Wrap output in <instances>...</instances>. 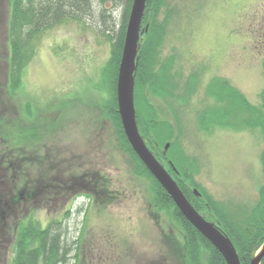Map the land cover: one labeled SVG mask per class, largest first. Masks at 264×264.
I'll use <instances>...</instances> for the list:
<instances>
[{
	"label": "rangeland",
	"instance_id": "rangeland-1",
	"mask_svg": "<svg viewBox=\"0 0 264 264\" xmlns=\"http://www.w3.org/2000/svg\"><path fill=\"white\" fill-rule=\"evenodd\" d=\"M164 3L175 17L168 23L162 57L173 54L175 68L184 76L204 67V83L214 76L224 77L242 90L252 104H260L258 95L264 88L261 72L264 0H164ZM5 4L6 0H0V128L4 129L1 124L8 120L1 118L4 114L15 118L11 110L14 105L18 121V109L27 100L32 101L33 108L37 107L36 102L40 105L37 116L50 103L40 115L43 121L28 123L29 127L38 124L32 133L37 141L34 143L25 133L29 145L18 147L25 156L23 176L37 182L44 178L45 182H51L55 192H49L48 199L41 192L32 202L23 199L25 205L39 215L38 219L60 218L69 199L81 203L85 199L81 195L93 188V182L82 178L84 174L81 173L86 169L103 173L110 182L108 193L100 197L103 207L88 202L90 209L76 216V228L68 225V241L73 251L78 228H85L79 262L69 257V264H182L181 254L180 257L175 255L172 246L163 241L166 233L173 239L174 231L162 215L151 210L146 199L148 182L130 173L127 155L116 147L112 125L105 121L96 127L93 123L98 111L93 110L96 97L90 93L99 84V69L110 54V41L105 35L117 31L122 5L115 6L110 0H88L90 12L71 11L69 4L63 11L54 8L52 19L55 20L43 19L53 24L38 37L35 54L24 70V89L11 98L5 83ZM206 92L205 86L190 106L182 108L179 141L184 152L198 163L197 172L192 174L198 186L215 199L229 203L224 204L228 208L226 212L241 218L240 214L258 202L259 187L264 189L260 162L263 151L260 141L264 134L259 128L216 127L210 133L198 129L194 118L203 108L201 101ZM8 96L11 98L9 104L5 101ZM149 98L159 118L173 123L166 103L157 97ZM50 106L52 110L48 109ZM238 113L247 119L244 110ZM31 116L29 112L25 118L31 119ZM26 126L27 122H23L21 133ZM36 144L40 151L33 161L38 165L29 172L25 162H33L31 150ZM15 146L0 134V154ZM43 147L49 151L48 158ZM58 155H61V163L55 159ZM16 168L14 165L13 170ZM181 180L188 190L197 189L184 178ZM194 194L192 192L190 198L193 196L199 201L201 196ZM25 205L24 215L28 210ZM202 210L210 217L205 219L219 225L223 231L216 216L205 208Z\"/></svg>",
	"mask_w": 264,
	"mask_h": 264
},
{
	"label": "trees",
	"instance_id": "trees-1",
	"mask_svg": "<svg viewBox=\"0 0 264 264\" xmlns=\"http://www.w3.org/2000/svg\"><path fill=\"white\" fill-rule=\"evenodd\" d=\"M110 1L115 6L120 3L123 11L117 31L112 30V35L109 33L105 35L110 41V54L106 63L103 64L104 66L99 69V84L90 93L96 97L93 110L98 111L93 123L95 122L96 127H99L100 123L101 126L105 121L112 125L116 147L120 152L127 155L130 173L138 178H144L148 182L146 199L151 210L162 215L167 223L171 225V231H174L175 239H172L170 234L166 233L163 241L165 243L167 241V245L172 246L175 255L177 254L180 257L181 254L182 264H226L219 251L185 219L170 196L138 158L124 134L117 110L116 79L126 21L132 0ZM68 4L71 11L90 12L87 10L88 0H6L5 23L7 35L4 44V63L6 64V84L9 93L13 94L21 88L23 73L35 53L36 42L40 38L39 36L53 24L43 21V19L55 20L52 19L53 9L63 11L66 10ZM145 8L142 27L147 28L139 41L138 66L134 86V104L139 131L147 147L158 160L166 165L185 196L191 199L189 201L193 206L207 219L210 217L202 210L204 208L216 216L223 231L235 246L241 264H249L254 249L264 240V189L263 187L260 188V198L256 205L240 214L241 218H239L238 216L229 215L223 203L215 200L208 192L198 187L194 181L192 174L198 170L197 162L184 154L179 141L182 124L181 109L200 88L204 67L193 70L184 76L179 69H175L176 60L173 54L162 57L168 23L174 19L175 15L173 16L172 9L165 5L164 0H147ZM161 8L163 9L162 16L159 18ZM262 66L264 68V57ZM205 86L206 96L213 98L214 101L210 105L203 106L204 109L196 112L195 120L201 130L209 132L217 125L224 126V124H228L230 119H236V115L239 116L237 124H243L244 119L238 112L244 110L249 116H257L258 118V123L252 122L251 118H247L244 124H261L264 132L262 110L248 103L240 91L226 79L213 78ZM151 96L157 97L166 103L168 109L172 112L173 123L159 118L160 114L149 98ZM49 104L44 106L41 111L42 114ZM52 107L50 106L48 109L52 110ZM255 112L257 114L253 115ZM34 117L38 118L37 115H34ZM38 120L39 122L43 121L41 117ZM42 125L44 126L45 123L42 122ZM174 135L175 137L172 140ZM166 143H169L167 150L164 149ZM37 151H40V149L31 152L32 161L35 159ZM8 152L9 154L12 153L13 157L19 155L17 153L16 156V148ZM48 156L49 151L45 157L48 158ZM60 156L58 155L55 158L59 163L62 161L59 159ZM20 158L23 160L25 156L21 154L17 159ZM26 159L29 160L30 158ZM170 161L176 171L171 168ZM34 165L38 164L34 161L31 163L25 162L29 172L34 171ZM81 174H84V176H81L82 178H87L88 182H93L92 190H95L96 195V197L93 196L96 198L95 205L99 208L103 207L104 204H101L100 197L102 194L108 193L110 183L108 177L97 171L91 172L89 169ZM182 178L187 180L190 186L199 189L201 192L199 201L193 199V196L190 198L192 190H188L189 187L184 185ZM22 179L23 196L19 200L25 199L32 202L39 191L44 192L42 195L45 194L48 197V193L52 190L51 182H45L44 178L41 179V182L34 179L29 181L24 176ZM61 188L63 187L61 186ZM18 198L16 196V200ZM100 204L101 206H99ZM25 207H28V212L19 222L17 234L10 249L9 264H69V253L72 250V245L68 241L69 236L65 221L69 217V211H62L60 218L57 219L51 218L48 220L45 217L44 220H41L34 215L29 206L25 205ZM76 241L77 244L73 247L75 251L72 257L78 263L81 256L79 240L74 242L76 243ZM260 264H264V257Z\"/></svg>",
	"mask_w": 264,
	"mask_h": 264
},
{
	"label": "water",
	"instance_id": "water-1",
	"mask_svg": "<svg viewBox=\"0 0 264 264\" xmlns=\"http://www.w3.org/2000/svg\"><path fill=\"white\" fill-rule=\"evenodd\" d=\"M146 1L132 0L118 67L116 98L123 130L135 153L169 194L185 219L208 239L227 264H241L230 239L223 234L218 226L206 220L202 214L195 210L164 165L146 146L137 127L134 107V75L138 65L139 41L144 32V29L141 30L140 27ZM263 256L264 242L251 258L250 264H259Z\"/></svg>",
	"mask_w": 264,
	"mask_h": 264
},
{
	"label": "flooded vegetation",
	"instance_id": "flooded-vegetation-1",
	"mask_svg": "<svg viewBox=\"0 0 264 264\" xmlns=\"http://www.w3.org/2000/svg\"><path fill=\"white\" fill-rule=\"evenodd\" d=\"M0 162L8 164L7 166L4 167V173L0 175V177L2 178L0 185V264H5V263L8 264V255L10 248L12 247V240L7 232V225H8L7 218L9 217V213L19 211L18 206H16L14 209V205H13L14 195L12 193L19 182V178H16L17 180H14L12 174L9 172L10 171L9 168L12 163L11 159L1 158ZM18 169L20 170L21 167H19ZM21 180L22 179L20 176V181ZM8 193L10 195L9 200L7 199V197H5L6 194ZM22 194H23V188L20 184V189L19 192L17 193V196L19 198L16 200V203L22 197Z\"/></svg>",
	"mask_w": 264,
	"mask_h": 264
}]
</instances>
